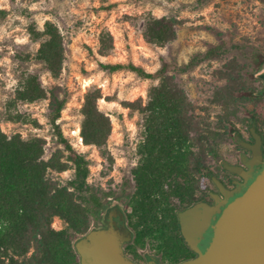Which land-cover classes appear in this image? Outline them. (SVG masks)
I'll list each match as a JSON object with an SVG mask.
<instances>
[{"label": "trees", "instance_id": "trees-1", "mask_svg": "<svg viewBox=\"0 0 264 264\" xmlns=\"http://www.w3.org/2000/svg\"><path fill=\"white\" fill-rule=\"evenodd\" d=\"M175 26L176 19L171 16L148 15L142 24L143 39L148 44L164 46L175 39ZM31 35L39 41L34 59L57 77L64 61V45L57 26L46 21L43 30H33ZM100 43V53L106 55L112 47L110 35H101ZM233 53L254 68L262 61L254 48L227 45L218 34L216 45L192 54L181 64L161 59L153 72L131 62H98L99 68L108 72L128 70L156 81L148 89L144 103H129L140 115L142 130L139 146L142 160L130 171L133 192L126 223L131 239L123 248L134 260L136 248L149 239L157 240L158 261L175 264L193 256L181 234L178 213L197 202H207L204 198L208 196L207 187L193 176L207 162L218 160L215 138L219 133L194 115L178 78L205 61ZM233 72L231 69L226 73L231 85L218 94L222 103L239 108L254 94L243 89L241 82L236 84L238 79ZM100 97L98 89L88 90L84 95L79 131L84 145L102 147L109 138L111 122L98 108ZM14 99L20 103L46 100L47 122L62 153L54 152L45 159L43 139H24L18 133L7 135L0 130V264H78L72 242L101 223L110 193L89 184L88 160L60 129L58 119L66 102L61 87L45 86L37 73H30L16 90ZM231 132L232 128L227 127V134L231 136ZM69 167L73 175L65 182L52 176ZM207 171L211 182L210 175L216 174ZM54 218L61 220V228L52 226Z\"/></svg>", "mask_w": 264, "mask_h": 264}, {"label": "rangeland", "instance_id": "rangeland-1", "mask_svg": "<svg viewBox=\"0 0 264 264\" xmlns=\"http://www.w3.org/2000/svg\"><path fill=\"white\" fill-rule=\"evenodd\" d=\"M148 15L176 19L175 39L164 46L146 43L142 24ZM46 21L57 26L64 45V61L57 77L34 59L39 41L32 38L31 31L43 30ZM106 33L111 37L112 47L102 55L100 38ZM218 34L227 45L252 47L257 54L264 55V0H0V130L7 135L18 133L24 139H43L45 159L61 151L47 122L46 100L20 103L14 99L16 90L30 73H37L45 86L61 87L66 102L58 123L70 144L88 160L89 184L110 193L106 201L116 199L130 213L133 192L130 171L142 160L139 154L142 130L140 115L129 103H144L148 89L156 81L128 70L108 72L99 68L98 62H131L153 72L161 59L181 64L192 54L216 45ZM231 69L238 79L236 84L241 82L246 89L254 78L250 74L255 68L234 53L205 61L178 78L194 115L219 133L215 138L218 160L222 151L233 144L227 127L245 125V108L253 105L248 100L239 108H231L220 101L223 88L231 85L226 78ZM91 89L99 90L98 108L111 122L109 138L102 147L84 145L79 134L80 109L85 93ZM218 160L207 162V169L216 172ZM72 175L70 167L52 173L61 182ZM206 187L214 190L209 180ZM52 226L59 229L63 223L54 218ZM156 245L157 240H146L142 247L136 248L135 259L143 261L145 254L159 259ZM159 262L173 264L166 260Z\"/></svg>", "mask_w": 264, "mask_h": 264}, {"label": "water", "instance_id": "water-1", "mask_svg": "<svg viewBox=\"0 0 264 264\" xmlns=\"http://www.w3.org/2000/svg\"><path fill=\"white\" fill-rule=\"evenodd\" d=\"M254 137L257 143L252 151L256 160L260 149L258 137ZM222 164L243 181L236 189L228 190L212 178L221 196L210 192L212 204L197 202L178 213L181 234L196 256L175 264H264V166L253 175L250 164L247 171ZM115 208L122 215L117 203L106 208L103 226L91 227L73 240L78 264H137L122 250L131 234L125 222L120 229L113 227ZM146 264L157 263L150 260Z\"/></svg>", "mask_w": 264, "mask_h": 264}, {"label": "flooded vegetation", "instance_id": "flooded-vegetation-1", "mask_svg": "<svg viewBox=\"0 0 264 264\" xmlns=\"http://www.w3.org/2000/svg\"><path fill=\"white\" fill-rule=\"evenodd\" d=\"M251 71L254 78L249 81V85L246 90L254 94L249 99L251 103H253V105L245 108V125H233L231 132V139L233 141V144L231 145L230 149H224L221 153V157L218 160L217 164V170L215 172L217 177L213 174L210 175V180L214 186V190H208V196L204 197L209 204L213 203L210 192L221 196L218 193L217 188L212 181V178H216L217 180H219L224 188L228 190L236 189L243 181L241 176L228 171L223 166L222 162H226L227 164L232 166L240 167L245 171L249 170V168L251 167L253 175H256L264 166V55H262V61L260 62L259 67L252 69ZM254 135L258 137V145L260 149V156L258 159H256L257 162L253 157L252 151V147H254L257 143ZM238 140H240L241 143ZM249 164L251 165L250 167ZM198 177L203 183V186H206V181L208 180V171L206 166L201 168L199 172L196 171L194 173L195 181ZM116 203L121 206L123 212L122 215H120L116 208L113 210V227L115 229H120L123 226V222H125L126 227H128L126 223L125 207L120 201L116 199L111 200L107 205V208L112 207ZM101 226H103L102 220L99 225L93 227ZM126 243L127 242L122 244L123 252V248ZM195 256L196 253L193 252L192 257ZM131 259L137 264H146L150 260H154L157 264H159V261L156 257L148 254H145L143 261L134 260L132 257Z\"/></svg>", "mask_w": 264, "mask_h": 264}, {"label": "bare ground", "instance_id": "bare-ground-1", "mask_svg": "<svg viewBox=\"0 0 264 264\" xmlns=\"http://www.w3.org/2000/svg\"><path fill=\"white\" fill-rule=\"evenodd\" d=\"M75 132L77 133L78 132V129Z\"/></svg>", "mask_w": 264, "mask_h": 264}]
</instances>
